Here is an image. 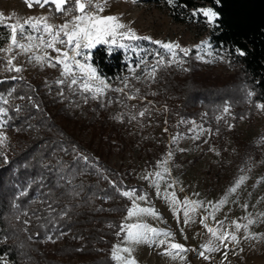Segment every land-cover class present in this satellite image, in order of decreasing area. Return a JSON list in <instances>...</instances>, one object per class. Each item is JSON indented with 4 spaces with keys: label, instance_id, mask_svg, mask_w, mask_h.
<instances>
[{
    "label": "trees",
    "instance_id": "trees-1",
    "mask_svg": "<svg viewBox=\"0 0 264 264\" xmlns=\"http://www.w3.org/2000/svg\"><path fill=\"white\" fill-rule=\"evenodd\" d=\"M162 1L171 20L182 23L203 20L196 13L201 6L216 11L219 19L207 40L225 50L234 72L213 75L203 63L189 58L180 71L159 65L151 91L131 85L116 93L113 89L127 72L128 61L121 50L99 44L89 51L88 62L113 87L105 88L102 100L76 85L63 90L55 84L46 87L0 78V97L7 99V103L0 99V107L7 110L3 127L11 131L5 147H0V264L117 263L113 247L132 205L121 190L139 187L129 164L121 169L108 162L113 148L123 152L138 145L144 166L153 170L165 161L167 152L171 163L187 160L174 142H140L137 132L129 138L126 119L115 117L118 95L124 104L126 93L148 97L160 106L161 116L165 107L172 132L181 131V121L190 119L209 126L211 132L218 128L219 150L225 148L223 139L229 134L219 120L224 107L264 104V0H219V4L175 0L171 5ZM71 3L68 0L65 7L73 12ZM8 37L0 25V45ZM237 49L246 55H238ZM139 105L137 101L134 106ZM241 146L237 152L241 158L244 151H254L252 143ZM56 240L61 244L54 248L51 243Z\"/></svg>",
    "mask_w": 264,
    "mask_h": 264
},
{
    "label": "rangeland",
    "instance_id": "rangeland-1",
    "mask_svg": "<svg viewBox=\"0 0 264 264\" xmlns=\"http://www.w3.org/2000/svg\"><path fill=\"white\" fill-rule=\"evenodd\" d=\"M70 1H72L73 12L67 7H65L66 11L64 12H56L54 5H45L44 7L34 5L29 8L24 4V0H0V13L4 17H11V19H6L3 24H0L9 32L7 41L0 45V78H17L28 83H40L46 87L55 84L60 85L63 90L71 84L73 77L62 76L61 65L50 67L48 59L42 61L35 59V57H46L55 64L58 53L53 48L44 45L52 39V35L57 32L60 26L67 23L68 31H71L75 25L74 18L86 14L77 9L76 0ZM100 1L103 10L95 15L101 17L116 16L119 18V23L126 26L120 31H126L130 28L138 37L151 38V40L121 41V43L129 46L127 50L119 47L112 48V51L121 50L128 61L127 72L117 82V89H122L120 92L127 88L125 84L128 87L134 85L140 90L151 91L155 84L156 71L154 75L149 73L154 67L157 70L159 65H164L174 71H180L185 67L189 58H194L203 63L205 70L213 75L225 77L234 72L228 64V56L225 50L212 45L203 50L196 48L201 42L208 41V31L213 25L208 23L198 10L209 7L201 6L196 10V13L203 16V20L182 23L171 20L162 0H136L135 3L132 0ZM29 17L46 18V20L41 21L36 29L25 26L23 34L18 32L17 43L25 46L31 45V48L28 51H23L21 48L13 46L10 52L3 51L9 48L11 36V29L5 27L4 24L17 22L23 24ZM44 23L51 26V34L45 31ZM41 39L44 44L41 43ZM59 39L64 40L65 43H55L54 47L60 52L67 51L71 57L74 53L69 50L67 37L63 32H60ZM152 41L178 43L181 48L191 51L188 55H184L177 49L180 60L168 63L171 59L170 54ZM104 45L109 49L108 44ZM159 57H163L165 62L158 65ZM8 59H12L13 68L22 70L19 72L8 71ZM77 59L84 62L83 57H77ZM141 60L144 62L141 63ZM181 60L182 62H180ZM87 63L89 62L87 61ZM137 64L139 67H136ZM130 67L135 68V71H129ZM75 76L80 77L81 73L76 72ZM58 80H62L64 83L57 84L56 81ZM91 83L96 87H103L96 81ZM76 86L80 87L79 84ZM107 88L113 87L109 85ZM104 91L102 95L97 94L95 96L102 100ZM116 93L118 92L116 91ZM126 95L125 104L121 103L120 96H117L116 106L118 107L115 109L116 119H126L127 125L124 128L126 135L132 139L134 132H137L140 142L148 140L158 143L166 140L167 144L173 142V137H176L175 149L179 151L182 158L187 160L171 163L167 152L165 155L167 163H161L157 169L153 170L144 166V152L138 148V145H132L131 148L123 152H120L117 147L113 148L108 162L121 169L129 164L135 171L133 183L141 190L132 188L137 190L135 195L129 196L132 205L135 202L139 207L154 209L158 214H140L126 219L127 213L124 224L140 223L161 232L172 233L170 237L163 235L156 237L153 243L144 241L131 243L126 239L127 230L123 231L116 246L130 248L131 252H121L120 255L123 259L116 260V264H124L125 260H134L135 264H187L190 261L189 252H181L177 255L176 250L169 248V244L179 243L184 248L193 250L195 247L191 243L195 241V238H199L198 236L210 224L222 222L235 227L233 222H236V224L247 225L246 229L254 228L264 231V109L257 107V104L260 103L243 104L239 107L228 104L225 106L228 111L223 110L219 120L229 134L223 139L225 148L219 150L215 138L219 133L218 128L211 132L209 126H203L198 121L190 119L181 121L183 126L181 131L172 132L167 123L165 107H163V115L161 116L157 110L160 106L153 105L148 97H132L130 93H126ZM130 96L131 99H129ZM137 101L140 103L139 107L134 106ZM109 106L112 107L110 100ZM141 112L144 115H140ZM201 129L203 131H200ZM0 133L11 138V131L4 127H0ZM5 142L0 147L4 148ZM246 142L253 144L254 151L252 154L244 151V157L241 158L240 153L237 152L241 150V145ZM165 168L167 172L164 171ZM157 171L163 173L158 181L154 179V174ZM146 176L148 179H145ZM242 176L246 177L244 182L235 192L229 193L228 190L234 187L236 181ZM157 182L159 183V195L154 186ZM166 193H175L176 200L180 204L171 203L166 198ZM140 195H146L147 199H138L137 197ZM222 198L226 202L218 210L213 211L211 205L221 201ZM186 199L192 202H202V206H197L195 211H189L191 222L187 224L184 223L183 210V202ZM205 217L207 219L201 223L202 218ZM249 220L253 223L249 224ZM148 235L151 237L150 233ZM160 240L166 242L160 244ZM60 244L61 241L56 240L51 243V246L55 248ZM166 251L172 254H165ZM72 261L76 260L73 259Z\"/></svg>",
    "mask_w": 264,
    "mask_h": 264
},
{
    "label": "snow or ice",
    "instance_id": "snow-or-ice-1",
    "mask_svg": "<svg viewBox=\"0 0 264 264\" xmlns=\"http://www.w3.org/2000/svg\"><path fill=\"white\" fill-rule=\"evenodd\" d=\"M133 3L136 2V0H132ZM175 2V0H168V3L171 5ZM68 3V0H25V4L29 7L32 8L34 5H39L41 7H44L45 5H54V9L56 12H64L66 11L65 5ZM216 3L219 4V0H216ZM76 6L79 11L82 13L84 12L85 4L81 2V0H76ZM97 7H100L97 5ZM101 11L103 10L102 8L100 9ZM199 13H201L206 19L207 22L210 24H215V22L219 19V15L216 11H214L212 8H203L198 10ZM196 14V13H194ZM6 19H11V17H4L2 13H0V24H3V21ZM46 20V18H40V19H35L32 17H29L27 20L24 21L23 24H20L19 22L15 24H4L5 27H8L11 29V36H10V45L9 48L3 51H11L12 47H19L23 51H28L31 48V45L25 46L22 44L17 43V34L18 32L20 34H23L25 31V26L31 27L33 29H36L38 25L41 23V21ZM75 20V25L71 31H68V24H64L59 27L57 32L52 35V39L45 44V47L53 48L54 51L58 53V56L56 58L55 64L51 63L50 58L46 57H35L38 61H42L45 59H48L49 66L50 67H55L56 65H61L62 66V71L61 75L64 77L72 76L71 84L69 87L72 85H77L79 84L80 87L84 91L88 92H93L94 96L99 94L102 95L103 91L105 88L108 87V84L105 79H102L98 72L97 69L94 68L91 64L87 63L88 59L90 58L89 56V50L94 48L97 44H108L109 45V50L111 51L113 47H119L123 49H128L129 46L121 43L123 40H137V39H145V40H151L150 37H138L135 32L128 28L126 31H120V29H125V25L122 23H119V18L116 16H105L101 17L95 14H84L81 16H76L74 18ZM44 29L45 31L49 32V34L52 33L51 26L44 23ZM60 32H63L64 35L67 37V46L69 50H71L74 54L69 57L68 52H60L59 49H56L54 47L55 43H65L64 40L59 39V34ZM31 39V37H30ZM153 43L159 45L163 49L166 50L167 53L170 54L171 59L168 61V63H171L173 61L180 60V57L178 55L177 49L179 52L183 53L184 55H188L189 52L191 51L190 49H185L181 48L178 43L174 42H169V43H163L161 41H152ZM41 43L44 44L43 40L41 39ZM211 44L208 41H203L201 42L200 45H197L196 48L197 50H203L205 48H210ZM237 54L240 56L246 55V53L241 50L237 49ZM77 57H83L84 62H81L80 59H77ZM199 58V57H198ZM141 63L144 61L141 60ZM164 58L159 57L157 60V64H162L164 63ZM182 62V60L180 61ZM8 64V71H21L22 69L20 68H13L12 67V59H8L7 61ZM136 67H139V64L136 65ZM129 71H135V68L130 67ZM156 69L155 67L152 69L150 75H154ZM80 72L81 76L76 77L75 73ZM126 79V78H125ZM92 81L98 82L100 85L103 87H96ZM57 84H63L64 81L58 80L56 81ZM125 87H128L127 84H125ZM114 91H122V89H113ZM249 96L254 95V93L249 92ZM132 97L130 96L129 99ZM0 99L3 100L4 103H7V99L0 97ZM258 108L264 109V104H257ZM225 112L228 111V108L225 107L224 109ZM140 115H144L143 112L140 113ZM7 116V110L0 107V127L5 126L6 120L3 119V117ZM200 131H203L201 129ZM177 138L173 137V142H175ZM7 140V137L3 135V133H0V145H3L4 142ZM169 158L171 157V152L168 154ZM85 162L87 163L88 158L84 157ZM163 163L166 164L167 161H161L158 162V167L159 165ZM165 172H167V169H164ZM150 175H152L150 173ZM163 176V173L160 171L155 172L154 174V179L158 181L161 177ZM145 179H148L146 176ZM246 177H240L239 180L236 181L235 186L230 188L228 191L229 193L235 192L236 189L244 182ZM154 186L157 188V194L159 195V183H155ZM137 192L136 189H131L127 191L121 190V194L124 196H133ZM166 198L173 204H180L179 201L176 200L175 193H166L165 194ZM140 200H146L147 197L146 195H140L137 197ZM226 202L223 198L221 201L217 202L216 204L211 205L213 208V211H216L219 209L222 204ZM197 206H202V202L200 201H188L187 199L183 202V210H184V223L187 224L191 222V217L189 216V211H195V208ZM140 214H153V215H158L154 209L151 208H141L138 205L133 202V205L131 208L128 209V215L126 219H130L133 216H137ZM207 219V217L202 218L201 223L204 222V220ZM249 224L253 223V221L249 220ZM222 223V222H220ZM235 224V227L237 230L240 228H247V225H240L236 224V222H233ZM121 231H126V239L131 242V243H140L142 241L144 242H149L153 243L155 242V238L158 236H165V237H170L172 236V233L170 232H161L158 229L155 228H150L147 225L140 224V223H134V224H121L120 226ZM209 232L212 233V235L220 241L221 244H223L225 247H227V244H225L226 240H236V236L232 233H223V234H218V230L214 229H208ZM151 234V237H149L148 234ZM51 239V238H50ZM166 241L165 240H160V244H164ZM169 248L172 250H176V254L178 255L181 252H186L189 251V249L184 248L183 245L179 243H170ZM205 250L207 251H212L214 250L211 248L208 244L204 245ZM121 252H131L130 248H120L119 246H114L113 247V259L120 261L123 258L121 257L120 253ZM165 254L171 255V252L166 251ZM202 256L204 255L203 252L200 253ZM175 258V257H174ZM181 259L183 258L182 256L180 257ZM124 264H135L134 260H125Z\"/></svg>",
    "mask_w": 264,
    "mask_h": 264
},
{
    "label": "crops",
    "instance_id": "crops-1",
    "mask_svg": "<svg viewBox=\"0 0 264 264\" xmlns=\"http://www.w3.org/2000/svg\"><path fill=\"white\" fill-rule=\"evenodd\" d=\"M210 228L218 230V234L232 233L236 240H226L225 247L209 232ZM198 237L191 243L195 248L188 251L190 261L187 264H264V231L261 229L237 230L228 224H210ZM206 244L214 250H205Z\"/></svg>",
    "mask_w": 264,
    "mask_h": 264
},
{
    "label": "built area",
    "instance_id": "built-area-1",
    "mask_svg": "<svg viewBox=\"0 0 264 264\" xmlns=\"http://www.w3.org/2000/svg\"><path fill=\"white\" fill-rule=\"evenodd\" d=\"M85 4L84 12L86 14H98L102 8L100 0H81ZM99 5L100 7H97Z\"/></svg>",
    "mask_w": 264,
    "mask_h": 264
}]
</instances>
